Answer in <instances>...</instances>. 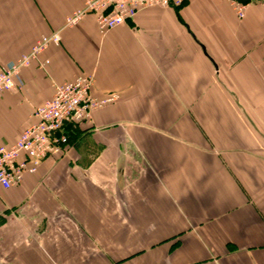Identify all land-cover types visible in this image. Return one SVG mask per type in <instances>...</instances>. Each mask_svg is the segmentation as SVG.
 Masks as SVG:
<instances>
[{
  "label": "crops",
  "instance_id": "crops-1",
  "mask_svg": "<svg viewBox=\"0 0 264 264\" xmlns=\"http://www.w3.org/2000/svg\"><path fill=\"white\" fill-rule=\"evenodd\" d=\"M87 0H0V69L59 34L0 94L14 145L56 85L118 100L67 153L0 186V264H264V4L153 7L102 34Z\"/></svg>",
  "mask_w": 264,
  "mask_h": 264
},
{
  "label": "built area",
  "instance_id": "built-area-1",
  "mask_svg": "<svg viewBox=\"0 0 264 264\" xmlns=\"http://www.w3.org/2000/svg\"><path fill=\"white\" fill-rule=\"evenodd\" d=\"M185 0H87L82 9L66 19V26H76L84 17L94 15L102 34L124 25L127 20L153 7L180 8ZM239 19L245 17L250 5L264 4V0H229ZM58 33L40 38L31 50L17 61L0 69V94L22 90L20 70L37 59L47 47L58 46ZM91 76H78L73 81L56 85L53 97L32 114L34 123L22 131L17 142L6 147L0 144V186L10 189L21 185L26 173L34 174L42 161L49 157H62L67 153L68 136L64 128L91 117L94 110L104 108L118 100L117 95L96 99L91 94Z\"/></svg>",
  "mask_w": 264,
  "mask_h": 264
}]
</instances>
